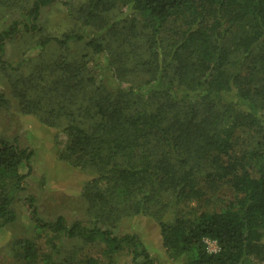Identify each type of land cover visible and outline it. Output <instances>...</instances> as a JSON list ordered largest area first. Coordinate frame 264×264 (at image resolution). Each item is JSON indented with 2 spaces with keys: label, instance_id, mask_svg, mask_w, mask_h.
<instances>
[{
  "label": "trees",
  "instance_id": "1",
  "mask_svg": "<svg viewBox=\"0 0 264 264\" xmlns=\"http://www.w3.org/2000/svg\"><path fill=\"white\" fill-rule=\"evenodd\" d=\"M57 1L61 34L44 17ZM36 34L62 50L45 102L32 95L50 61L27 57L34 70L18 75L3 59L14 36ZM70 42L84 52L69 57ZM1 69L22 111L46 110L41 120L66 134L59 157L91 174L89 223L48 220L23 194L32 150L0 139V228L16 201L35 228L17 240L18 264H156L137 233L114 230L135 214L155 219L184 264H264V0H0ZM71 240L81 252L63 251Z\"/></svg>",
  "mask_w": 264,
  "mask_h": 264
},
{
  "label": "rangeland",
  "instance_id": "2",
  "mask_svg": "<svg viewBox=\"0 0 264 264\" xmlns=\"http://www.w3.org/2000/svg\"><path fill=\"white\" fill-rule=\"evenodd\" d=\"M66 11V7L61 1H57L46 9L44 17L50 20L51 31H54L55 34H61L70 27L69 22H66ZM10 15L7 18L9 22L14 14ZM63 22L64 24H62ZM41 37L39 34L14 36L6 43L3 59L9 62L12 67H19L16 69L18 75L21 72L29 74L34 70L22 62L27 57L35 58V62L38 63L44 60L50 61L51 66L53 60L60 55L62 50L54 43L48 47L38 46L37 41ZM68 47L69 57L76 54L81 55L84 52L82 45H76L73 42L68 43ZM51 69L52 74L43 71L45 74L43 75L39 71L38 74L42 80H34V83L44 86L45 91H39L32 96L42 97L44 102L47 97L54 98L47 89L53 85V76L57 73L60 74L58 70L56 73L53 67ZM2 73L4 74V69L0 70V77H2ZM14 88H16L15 83H7L0 79V93H3L9 101L7 107L0 108V139L16 140L21 148L28 147L33 152L31 158L33 172L29 176L30 186L23 194L31 193L36 197L40 215L48 220L54 219L58 214H64L69 221H87L91 218V213H89L91 210H88L89 202L84 191L91 174L82 172L80 168L70 165L59 157L58 146L64 145L67 139L66 134L41 120L46 114L48 115L46 110H40L38 115L24 113L20 108V102L13 94ZM57 140L60 144L57 143ZM14 208L17 212L16 220L12 224L0 228V264H18L16 252H13L17 246V240L35 234L34 222L26 205L21 201H16ZM87 223L89 222L87 221ZM114 230L121 234L137 233L156 259V264H184L182 258L172 259L170 257L162 244L159 225L152 217L143 214L123 216ZM64 245V252L73 250L81 252L83 247L80 242L73 240L67 241ZM207 245L211 252L218 250L215 240H207ZM86 247L89 253L96 254L95 252H98L97 246ZM120 264H129V261L125 257L120 261Z\"/></svg>",
  "mask_w": 264,
  "mask_h": 264
}]
</instances>
